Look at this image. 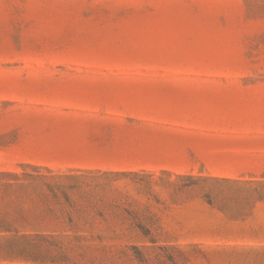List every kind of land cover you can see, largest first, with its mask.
<instances>
[{"label": "rangeland", "instance_id": "rangeland-1", "mask_svg": "<svg viewBox=\"0 0 264 264\" xmlns=\"http://www.w3.org/2000/svg\"><path fill=\"white\" fill-rule=\"evenodd\" d=\"M20 164L262 177L264 0H0V170ZM171 213L172 257L37 261L264 264V208Z\"/></svg>", "mask_w": 264, "mask_h": 264}, {"label": "trees", "instance_id": "trees-1", "mask_svg": "<svg viewBox=\"0 0 264 264\" xmlns=\"http://www.w3.org/2000/svg\"><path fill=\"white\" fill-rule=\"evenodd\" d=\"M19 167L0 170V264H43L40 255L57 253L172 257L180 253L174 227L184 225L175 209L206 206L243 221L264 208V175Z\"/></svg>", "mask_w": 264, "mask_h": 264}, {"label": "crops", "instance_id": "crops-1", "mask_svg": "<svg viewBox=\"0 0 264 264\" xmlns=\"http://www.w3.org/2000/svg\"><path fill=\"white\" fill-rule=\"evenodd\" d=\"M141 109H142V107H141ZM145 109V108H144Z\"/></svg>", "mask_w": 264, "mask_h": 264}]
</instances>
